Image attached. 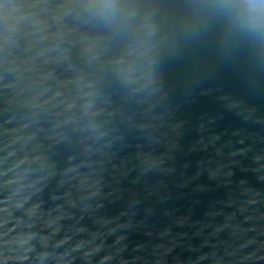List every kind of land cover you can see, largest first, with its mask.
<instances>
[{"label":"water","instance_id":"water-1","mask_svg":"<svg viewBox=\"0 0 264 264\" xmlns=\"http://www.w3.org/2000/svg\"><path fill=\"white\" fill-rule=\"evenodd\" d=\"M216 0H0V264H264V44Z\"/></svg>","mask_w":264,"mask_h":264},{"label":"clouds","instance_id":"clouds-1","mask_svg":"<svg viewBox=\"0 0 264 264\" xmlns=\"http://www.w3.org/2000/svg\"><path fill=\"white\" fill-rule=\"evenodd\" d=\"M212 6L226 13L250 41L264 44V0H216ZM104 7L113 16L121 14L117 0H106Z\"/></svg>","mask_w":264,"mask_h":264}]
</instances>
